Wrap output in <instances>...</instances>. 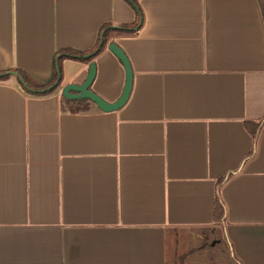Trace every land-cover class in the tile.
I'll use <instances>...</instances> for the list:
<instances>
[{"label":"crops","instance_id":"1","mask_svg":"<svg viewBox=\"0 0 264 264\" xmlns=\"http://www.w3.org/2000/svg\"><path fill=\"white\" fill-rule=\"evenodd\" d=\"M1 73L0 264H264V0H0Z\"/></svg>","mask_w":264,"mask_h":264},{"label":"water","instance_id":"2","mask_svg":"<svg viewBox=\"0 0 264 264\" xmlns=\"http://www.w3.org/2000/svg\"><path fill=\"white\" fill-rule=\"evenodd\" d=\"M115 30V28H113ZM109 51L118 58L123 64V67L126 72V83L120 98L111 103L106 101L104 98L99 96L95 91L92 90L93 84L97 75V65L95 62H92L89 65V71L87 77L82 83H71L64 86L61 90L62 97L67 101H80L88 100L91 103L95 104L99 110L105 113H112L122 109L128 102L132 89H133V78L134 73L131 66V62L126 54V52L120 48L116 43L112 42L109 44ZM87 56L86 58H90ZM16 76L22 85H25V82L21 76L17 73H13ZM62 85L61 78L56 82V84L51 89L60 88Z\"/></svg>","mask_w":264,"mask_h":264},{"label":"trees","instance_id":"3","mask_svg":"<svg viewBox=\"0 0 264 264\" xmlns=\"http://www.w3.org/2000/svg\"><path fill=\"white\" fill-rule=\"evenodd\" d=\"M104 34L100 40V43H99V48L97 50V53L90 57V58H86L84 57L83 55L84 54H81V53H78V52H74V51H65L66 54H69L70 56L69 57H77V56H81V61L85 62V63H89L91 62L94 57L101 53L105 48L106 46L108 45V33L110 31H112V29L106 27L105 30H104ZM58 70V69H57ZM57 70L55 71V76L53 78V82L49 85H39V84H35L26 74H24L23 72H17V74L19 76H21L25 82V85L23 86L25 89H28V90H35L37 91L38 93L37 94H42V95H46V94H49L51 93L52 91H46L49 87L53 86L56 82H57ZM8 76H4V74H0V80H5L7 79ZM55 90V89H54ZM70 103H72L73 106L76 107L77 111H87L89 109V101L88 100H80V101H68ZM223 215H224V209L223 207L218 203L217 204V216H216V219L218 221H220L222 218H223ZM231 264H235L234 260H232V263Z\"/></svg>","mask_w":264,"mask_h":264}]
</instances>
